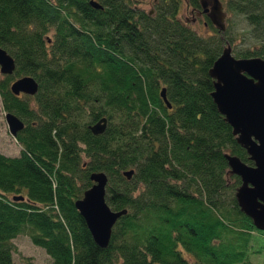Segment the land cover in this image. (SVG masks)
<instances>
[{"label": "trees", "instance_id": "1", "mask_svg": "<svg viewBox=\"0 0 264 264\" xmlns=\"http://www.w3.org/2000/svg\"><path fill=\"white\" fill-rule=\"evenodd\" d=\"M89 1L0 0V46L16 64L0 100L24 123L18 154L0 152V264H14L23 227L47 264H241L261 252L264 231L240 211L224 154L252 162L211 96L226 29L206 17L211 32H197L178 17L181 0L151 11ZM222 2L254 41L234 56L264 58V0ZM21 75L38 81L34 95L9 89ZM101 116L107 127L93 134ZM93 171L107 175L110 208L126 209L103 248L74 205Z\"/></svg>", "mask_w": 264, "mask_h": 264}, {"label": "water", "instance_id": "2", "mask_svg": "<svg viewBox=\"0 0 264 264\" xmlns=\"http://www.w3.org/2000/svg\"><path fill=\"white\" fill-rule=\"evenodd\" d=\"M89 3L101 8L96 1ZM201 12L219 30L225 29L226 12L221 0H199ZM16 67L14 58L0 46V73L12 74ZM213 79L212 99L224 120L231 126L236 142L245 149L252 164L242 161L238 156L225 153L228 174L240 179L234 196L241 212L247 215L253 225L264 231V58L258 56L236 57L229 43L223 46L221 53L208 69ZM15 95L20 93L34 95L38 90V81L32 75H21L9 86ZM163 101L170 107L165 89L160 91ZM9 133L15 137L24 126L23 121L11 111L4 113ZM108 119L101 116L88 125L93 134L102 133ZM133 169L123 172L127 179ZM92 184L86 188L74 205L83 217L86 226L99 247H106L116 220L126 209L113 210L105 198L107 175L104 171L89 174ZM13 200L23 199L22 195H13Z\"/></svg>", "mask_w": 264, "mask_h": 264}, {"label": "rangeland", "instance_id": "3", "mask_svg": "<svg viewBox=\"0 0 264 264\" xmlns=\"http://www.w3.org/2000/svg\"><path fill=\"white\" fill-rule=\"evenodd\" d=\"M154 0H133L135 6L141 7L147 11L153 8ZM226 12L224 24L226 29V38L229 39L231 48L242 49L254 43L250 38L249 27L241 15H236L229 10L224 4ZM178 17L180 20L191 25L199 33H210L211 30L207 26L206 17L204 14L197 15L191 11V6L186 0H181ZM234 55V53H233ZM3 75L0 73V78ZM22 95V94H21ZM5 110L2 107L0 100V152L6 155H16L19 152L20 146L15 138L9 133L6 121L4 119ZM28 227H23L14 238L11 239L12 245V260L14 264H47L51 261L50 256L45 250L31 242L27 231ZM264 241V240H262ZM241 264H264V249L259 253H253L248 256V260Z\"/></svg>", "mask_w": 264, "mask_h": 264}, {"label": "flooded vegetation", "instance_id": "4", "mask_svg": "<svg viewBox=\"0 0 264 264\" xmlns=\"http://www.w3.org/2000/svg\"><path fill=\"white\" fill-rule=\"evenodd\" d=\"M191 11L196 12L197 15H200V14L202 15V14H204L205 17L208 16L206 13L201 12L199 9H194V8H192Z\"/></svg>", "mask_w": 264, "mask_h": 264}]
</instances>
